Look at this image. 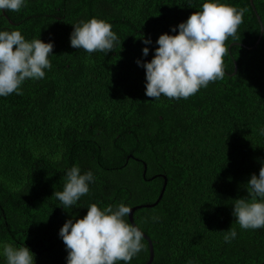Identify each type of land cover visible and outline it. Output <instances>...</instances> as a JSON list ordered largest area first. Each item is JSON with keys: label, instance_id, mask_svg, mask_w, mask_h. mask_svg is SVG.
<instances>
[{"label": "trees", "instance_id": "obj_1", "mask_svg": "<svg viewBox=\"0 0 264 264\" xmlns=\"http://www.w3.org/2000/svg\"><path fill=\"white\" fill-rule=\"evenodd\" d=\"M204 2L28 0L0 14V30L54 41L46 77L27 80L23 95L0 97V243L27 246L35 264H66L58 233L68 219L83 218L93 203L151 206L166 184L154 207L133 214L152 242L151 264L264 263V229L241 230L232 215L236 199H250L245 186L264 161V1L254 0L263 35L252 49L261 28L250 1L220 0L246 9L236 41H226V75L187 100L147 97L136 63L150 61L158 37L178 34L171 29ZM93 17L119 36L107 55L70 46L72 25ZM74 165L91 170L95 183L64 209L53 195ZM230 228L237 237L229 244ZM143 244L131 264L149 260Z\"/></svg>", "mask_w": 264, "mask_h": 264}, {"label": "clouds", "instance_id": "obj_2", "mask_svg": "<svg viewBox=\"0 0 264 264\" xmlns=\"http://www.w3.org/2000/svg\"><path fill=\"white\" fill-rule=\"evenodd\" d=\"M28 0H0V14L20 12ZM246 9L206 0L185 22L173 27L178 34H161L155 41L158 47L150 61H136L145 69V95L152 100L166 97L187 100L212 82L223 80L226 72L224 57L229 54V38L236 41L239 26ZM70 34V46L89 55H106L120 44L119 36L105 20L91 18L79 21ZM143 44L151 45L150 37H141ZM149 47L142 49L148 57ZM54 55V41L44 42L40 37L28 40L18 30H0V97L23 95L27 80L39 81L52 70L50 56ZM259 174H253L246 184L248 197L236 199L232 215L241 230L264 229V161H260ZM62 191L55 198L64 209L77 205L88 195L94 173H81L79 166L66 171ZM131 207L123 202L104 208L93 203L83 218L68 219L59 230L66 251V264H131L144 249L141 228L126 220ZM225 243H231L237 232L224 231ZM0 257L5 264H35V254L25 245L0 243Z\"/></svg>", "mask_w": 264, "mask_h": 264}, {"label": "water", "instance_id": "obj_3", "mask_svg": "<svg viewBox=\"0 0 264 264\" xmlns=\"http://www.w3.org/2000/svg\"><path fill=\"white\" fill-rule=\"evenodd\" d=\"M249 1H250L251 7H252L254 13L256 14L257 20H258V22H259V24H260V28H261L260 37H259L257 43H256V44L254 45V47L252 48V49H255V48L257 47L258 43L260 42L261 38H262V35H263V26H262V23H261L260 17H259V15H258L257 12H256V9H255V6H254V0H249ZM260 1H264V0H260ZM144 169H145V170H144V176H145V173H146V165H145V164H144ZM154 178H155V177H153L152 179H154ZM165 187H166V184H164V186H163V188H162V191H161V193H160V195H159V198H158V200H157V202H156L155 204H153V205H151V206H145V205H144V206H136V207H132V208H131V213H130V215L128 216L129 223L135 225L134 220H133V214H134V212H135L136 210H139V209H141V208H146V207H154V206L158 203V201L161 199V197H162V195H163V192H164V190H165ZM144 239L148 242V246H149V260L147 261L146 264H151L152 261H153V258H154V251H153L152 242L149 240V238H148L146 235H144ZM260 264H261V263H260ZM262 264H264V263H262Z\"/></svg>", "mask_w": 264, "mask_h": 264}]
</instances>
